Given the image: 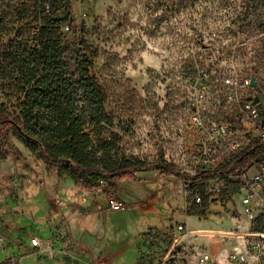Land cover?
<instances>
[{"label": "rangeland", "instance_id": "374dc122", "mask_svg": "<svg viewBox=\"0 0 264 264\" xmlns=\"http://www.w3.org/2000/svg\"><path fill=\"white\" fill-rule=\"evenodd\" d=\"M33 1L0 0V51L9 42L27 50L35 47L31 35L34 23L26 15L32 11ZM68 2L70 16L64 24L70 30L64 32V24L58 29L63 63L71 75L79 60L90 63L89 75L106 96L105 110L112 119L108 130L118 137L117 148L125 157L145 162L148 169L164 162L179 174L191 171L181 143L189 134L187 112L194 95L189 75L197 69L217 73L212 89L222 75L236 72L251 76L264 109V0ZM209 57L215 59L216 67L209 68ZM218 102L213 91L210 118L224 114ZM21 103L16 77L0 80V110L17 114ZM8 141L0 162V264L10 258L15 264H96V256L80 252L77 243L69 242L53 226L48 227V235H38L31 198L39 186L54 198L59 182L70 180L34 159L12 134ZM230 158L221 153L219 160L223 163ZM137 175L146 183L119 184L122 211L92 216V224L105 220L106 239L112 237L111 229L117 233L115 242L144 233L143 245L154 248L150 253L158 256L174 238L175 226L185 223L194 235L187 243L204 247L203 251L213 257L223 249L218 235L264 232V206L255 208L250 218L238 199L236 205L232 202L234 210L220 204L200 210L187 206L189 200L181 195L177 178L152 171ZM218 184L221 194H209L207 188V195L217 202L229 195L233 199L242 190L237 180L222 179ZM140 202L153 203L161 217L153 211L142 214L137 209ZM233 211L235 217L231 216ZM33 235L40 241L35 250L27 246ZM100 243L104 242L90 247L98 248ZM218 256L222 257L221 253Z\"/></svg>", "mask_w": 264, "mask_h": 264}, {"label": "trees", "instance_id": "16d2710c", "mask_svg": "<svg viewBox=\"0 0 264 264\" xmlns=\"http://www.w3.org/2000/svg\"><path fill=\"white\" fill-rule=\"evenodd\" d=\"M31 4L32 11L23 13L34 23L31 35L36 40L35 47L27 50L9 42L0 51V80L14 75L22 97L17 114L0 110V162L12 134L34 159L54 169L57 176H66L83 193L106 190L121 202L119 184H145L135 175L152 171L189 181L192 192L201 199V205L195 208L206 210L220 204L234 210L230 195L217 202L206 195L203 183L217 177L236 178L242 171L262 165L264 145L247 147L211 174L196 178L181 175L164 162L148 169L145 162L120 154L118 137L108 130L112 119L105 110L106 96L89 75L90 63L79 60L74 75L63 63L58 29L69 19L68 0H34ZM65 26L69 25L64 24L62 29ZM234 214L233 211L231 216Z\"/></svg>", "mask_w": 264, "mask_h": 264}, {"label": "built area", "instance_id": "2783aa9c", "mask_svg": "<svg viewBox=\"0 0 264 264\" xmlns=\"http://www.w3.org/2000/svg\"><path fill=\"white\" fill-rule=\"evenodd\" d=\"M69 30V26L63 29L64 32ZM207 62L209 68L217 65L211 57ZM214 77H217V73L212 74L211 71L202 69L189 75L194 95L187 112L186 127L189 134L181 145L188 157L191 171L180 173L188 178L211 174L221 164V153L233 157L247 147L264 145V109L255 88L251 87L252 77L236 72L222 75L217 87L212 89ZM213 91L218 94V106L224 111L218 118L208 116ZM255 98L258 99L257 103H253ZM229 179L240 182L242 190L233 198V203L236 205L238 199L245 216L250 218L255 208L264 206V163L252 166L242 171L240 176ZM221 180V177H217L204 182L206 195L209 187V194H221L222 189L218 184ZM180 187L181 195L189 200V204L186 203L188 207L201 205V199L197 193L192 192L189 181L181 179ZM107 207L111 212H119L124 209V204L111 198ZM191 236L194 235L187 231L185 225L178 224L168 248L158 256L153 255V252L149 253L145 264H220L221 261L223 264H264V232L232 233L222 237L218 235L223 249L213 257L203 251L204 247L199 249L198 246L189 245L187 240ZM27 246L33 250L38 249L40 241L31 236ZM6 264H15V259L10 258Z\"/></svg>", "mask_w": 264, "mask_h": 264}, {"label": "crops", "instance_id": "0c3cea01", "mask_svg": "<svg viewBox=\"0 0 264 264\" xmlns=\"http://www.w3.org/2000/svg\"><path fill=\"white\" fill-rule=\"evenodd\" d=\"M135 177L145 180L138 177L137 174ZM56 187L54 198L51 197L48 190H44L40 186L31 198L32 206L35 208L36 223L34 226L40 230L38 235H48L49 228L53 226L54 230L67 236L69 242L77 243L80 252L84 251L85 255H89L90 258L96 256V264H145L148 261V254L154 248L151 249L150 246L143 245L144 236L141 235L144 233L115 242L117 233L111 229L114 231V233L112 232L114 242H111L112 237L106 239L109 234L105 220L103 223L100 220L97 224L95 221L93 224L91 223L92 216L114 213L107 207L109 198L112 196L109 191L83 193L75 189L71 181L69 183L61 181ZM137 206V209L144 215L152 214L153 211L158 218L161 217V214L153 209V203L141 204L140 202ZM186 219L184 218V220ZM24 222L27 221L24 220ZM148 230L158 231L149 227ZM38 235L33 236L39 238ZM100 241L104 243H100L101 246L94 248ZM92 244L94 246L90 247Z\"/></svg>", "mask_w": 264, "mask_h": 264}, {"label": "water", "instance_id": "95a60500", "mask_svg": "<svg viewBox=\"0 0 264 264\" xmlns=\"http://www.w3.org/2000/svg\"><path fill=\"white\" fill-rule=\"evenodd\" d=\"M251 87L252 88H255V81H254V79L253 78H251ZM258 102V99L257 98H255L254 100H253V103H257Z\"/></svg>", "mask_w": 264, "mask_h": 264}]
</instances>
